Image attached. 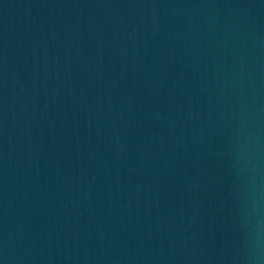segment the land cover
Segmentation results:
<instances>
[{
    "label": "water",
    "instance_id": "1",
    "mask_svg": "<svg viewBox=\"0 0 264 264\" xmlns=\"http://www.w3.org/2000/svg\"><path fill=\"white\" fill-rule=\"evenodd\" d=\"M0 264H264V0H0Z\"/></svg>",
    "mask_w": 264,
    "mask_h": 264
},
{
    "label": "clouds",
    "instance_id": "2",
    "mask_svg": "<svg viewBox=\"0 0 264 264\" xmlns=\"http://www.w3.org/2000/svg\"><path fill=\"white\" fill-rule=\"evenodd\" d=\"M248 162H249V164H251V162H252V155L250 153L248 155Z\"/></svg>",
    "mask_w": 264,
    "mask_h": 264
}]
</instances>
